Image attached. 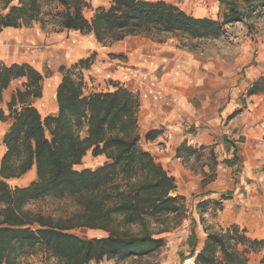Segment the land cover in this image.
I'll use <instances>...</instances> for the list:
<instances>
[{
    "label": "trees",
    "instance_id": "1",
    "mask_svg": "<svg viewBox=\"0 0 264 264\" xmlns=\"http://www.w3.org/2000/svg\"><path fill=\"white\" fill-rule=\"evenodd\" d=\"M225 4L222 18L216 19L195 16L167 0H110L89 18L84 12L92 6L90 0H0V31L53 24L59 31L93 34L103 45L129 35L216 38L227 24L264 9V0ZM93 61L94 53L76 61L73 69L61 67L58 110L47 115L34 104L43 97L45 75L29 62L0 61V103L11 83L21 81L6 102L7 110L0 107V121L10 122L0 161V264H32L29 258L38 254L44 255V264L140 259L161 249L166 244L162 234L188 217L187 198L177 193L176 177L140 144L138 93L117 83L111 90L85 92V70ZM260 92L264 75L247 95ZM89 152L105 161L95 168H77ZM194 154L201 155L186 141L177 150L179 157ZM33 167L36 179L29 184L8 183ZM48 197L70 204L58 216L28 208ZM211 203L222 209L219 200L202 197L197 204L206 233L201 248L197 219L191 217L188 258L194 264H250L254 252L264 264V238L251 237L236 224L214 228L204 216ZM78 228L106 235L85 237L73 232Z\"/></svg>",
    "mask_w": 264,
    "mask_h": 264
},
{
    "label": "crops",
    "instance_id": "2",
    "mask_svg": "<svg viewBox=\"0 0 264 264\" xmlns=\"http://www.w3.org/2000/svg\"><path fill=\"white\" fill-rule=\"evenodd\" d=\"M99 6L101 4L94 7ZM194 14L209 16L207 11L200 14L198 8ZM238 23L245 27L240 28ZM226 27L239 28L234 40L229 41L224 35L203 39L181 38L175 34H165L162 39L129 35L111 45H103L90 34L82 36L89 37L87 39L74 38L73 41H79V44L72 45L71 49L80 54L75 61L94 53V61L85 70V75H92V71L96 70L98 80L103 81L101 86H106L111 79L112 83L138 93L140 144L176 177L177 193L185 196L198 193L199 198H215L222 192L230 191L235 198L251 196L256 203V200L262 203L264 92L247 95V91L255 80L264 75V29L261 34L256 33L249 22L244 21H236ZM24 32L8 27L2 37L6 40L11 37L22 39ZM108 54H112V58ZM0 61L8 64L29 62L8 61L1 55ZM14 82L3 92L5 103L16 89L12 87ZM58 83L53 80L45 83L41 99L49 104L45 106L44 113V109H39L43 115L58 110ZM108 86L110 90L114 88L111 84ZM149 132L151 139L147 138ZM185 141L198 151L202 145L209 146L212 156L219 160L227 159L217 164L215 171L218 175L214 179L202 183L204 177L195 172L192 159L177 156L179 146ZM4 147L3 154L6 151ZM233 157L235 160L229 163L228 160ZM98 158L101 164L105 161L102 155ZM203 168L209 171L210 164L207 162ZM31 171L36 173V168L33 167L29 173ZM224 213L232 217L227 224L241 223L240 218L231 216L233 212L228 207ZM258 215L256 221L264 222L263 215ZM195 231L197 248H201L206 237L201 223L195 226ZM249 235L260 236L250 232ZM261 257L260 253H250V264H261Z\"/></svg>",
    "mask_w": 264,
    "mask_h": 264
},
{
    "label": "rangeland",
    "instance_id": "3",
    "mask_svg": "<svg viewBox=\"0 0 264 264\" xmlns=\"http://www.w3.org/2000/svg\"><path fill=\"white\" fill-rule=\"evenodd\" d=\"M172 2L187 12L194 14L195 10L198 8L200 14L207 11L209 13L208 17H213L217 19H221L224 11L226 10L225 1L229 0H167ZM239 1L242 5L243 0ZM92 6L91 8L85 9V15L87 17H91L94 13V9L96 5L101 4V6H109V0H91ZM244 22H249L250 28L253 29L254 32L260 33L263 32L264 29V9L259 12H254L252 16L248 17ZM241 26L245 27L244 24L238 23ZM242 24V25H241ZM226 32L223 34L229 41L234 40L236 36V32H238L239 28H228L226 27ZM7 28L0 31V55L5 57L8 61L11 60H27L31 62L37 69H39L44 75V86L47 80H53L58 83L59 79H61L62 72L61 67L64 69H73L74 63L76 62L79 52H73L71 47L72 45H78L79 41H73L74 38H89L82 36H89L90 34H82L78 31H71L65 34L64 31H59L58 26L53 24L47 25L43 28L39 23L34 24L32 27H22L16 28L25 31L22 39H17L15 37H11V39H3V34ZM93 35V34H91ZM166 36L164 33L162 34H154L152 37L162 39ZM183 38V37H181ZM111 45V44H110ZM90 46V45H89ZM103 49H100L102 51ZM105 50V49H104ZM84 51V50H82ZM105 54L106 52L103 51ZM102 52V53H103ZM102 55V54H100ZM109 57L112 58V54H108ZM95 58V55H94ZM80 60V59H78ZM78 72V69L75 70ZM99 74H97L96 70L92 71V75L86 73L85 75V92L89 93L92 91H106L109 89L108 85H113L111 79L106 82V86H101V80H98ZM21 81H15L12 87H20ZM101 88L100 90H98ZM46 102V103H45ZM35 106L38 109H44L42 113L45 111V106L49 104V102L45 101V99H37L34 102ZM0 107L7 110V106L5 102L0 103ZM9 127V122L0 123V158L2 157L4 151V144L2 141L4 130H7ZM199 153L201 154L197 157V154L192 155L190 158L192 159V165L195 169V172L201 174L204 178L202 183H207L208 181L214 179L215 176L218 175L217 164L224 163L227 161L226 158L223 160H219L218 158L211 155L209 151V147L205 149H200ZM157 159V158H156ZM101 160L98 157L92 156L89 152L87 156L83 159L82 165L78 168L91 167L95 168L101 165ZM210 164V170L207 171L203 168V165ZM213 164V165H212ZM212 165V166H211ZM220 171H222L220 169ZM223 172V171H222ZM36 173L31 171L28 172L22 177L12 178L8 180V183L12 186L15 185H27L31 181L36 179ZM214 177H213V176ZM212 176V178H211ZM262 189V188H260ZM246 195V194H245ZM185 196V195H184ZM187 198L186 204L189 208L188 217L185 218L179 226L174 227L168 232L162 234L166 238V244L154 252L151 255L144 256L140 259H129L127 261L117 262L116 260H103L100 263H91V264H191V262H187L190 246L187 243L188 237L190 235L193 223L191 221V217L194 216L197 218L196 226H199L200 223V214L198 213L197 204L202 199L199 198L198 193H192L191 195L185 196ZM242 196V198H235L234 194L230 191H225L219 194L217 197L212 198L208 197L207 200H219L222 203V209H219L213 203L210 204L209 208L204 212V216L207 220V223L212 225L214 228L219 227H228L231 224L239 225L241 228L246 227L250 234L260 235L258 238H264V222L256 221L257 215L261 214L264 217V202L257 203L251 198V196ZM205 198V197H204ZM225 198V199H223ZM255 202V203H254ZM70 204L67 200H59L54 198H45L36 202H32L28 204V208L42 211L46 214H52L54 216H58L64 209ZM232 210V215L235 218H240L241 223H230L232 217L230 214L225 216V209ZM230 208V209H229ZM249 226V228L246 226ZM201 231V228L199 229ZM73 232L78 235L85 237H93V236H103L106 235V232L98 229H88V228H78L73 230ZM185 257V258H184ZM29 261L32 264H44V255L38 254L29 258ZM194 261V260H192Z\"/></svg>",
    "mask_w": 264,
    "mask_h": 264
},
{
    "label": "bare ground",
    "instance_id": "4",
    "mask_svg": "<svg viewBox=\"0 0 264 264\" xmlns=\"http://www.w3.org/2000/svg\"><path fill=\"white\" fill-rule=\"evenodd\" d=\"M258 216H259V215H258ZM189 261L191 262V264H194V261H192L191 258H188V259H187V262H189Z\"/></svg>",
    "mask_w": 264,
    "mask_h": 264
}]
</instances>
